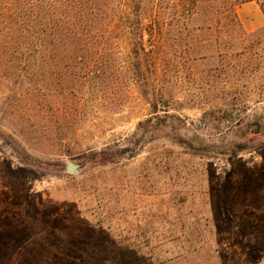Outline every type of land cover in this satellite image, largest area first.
<instances>
[{
	"label": "rangeland",
	"instance_id": "1",
	"mask_svg": "<svg viewBox=\"0 0 264 264\" xmlns=\"http://www.w3.org/2000/svg\"><path fill=\"white\" fill-rule=\"evenodd\" d=\"M261 1L113 0L21 53L0 0V264H264Z\"/></svg>",
	"mask_w": 264,
	"mask_h": 264
},
{
	"label": "trees",
	"instance_id": "2",
	"mask_svg": "<svg viewBox=\"0 0 264 264\" xmlns=\"http://www.w3.org/2000/svg\"><path fill=\"white\" fill-rule=\"evenodd\" d=\"M138 1L136 16L141 18L142 0ZM199 1L188 0L179 11L190 18L196 15ZM238 5L239 3L228 5V21L224 31L241 38L246 32L236 9ZM260 5L264 11V0ZM112 6L113 0H18L15 22L17 49L21 53L79 49L83 44L86 45L83 39L103 33L97 20L110 18ZM217 12L219 9H216ZM154 15L157 16L158 13L155 12ZM104 33L111 31L104 30ZM73 40H77L75 46ZM141 40V34L140 37L137 35L129 47V51L135 56L140 55L145 48Z\"/></svg>",
	"mask_w": 264,
	"mask_h": 264
},
{
	"label": "water",
	"instance_id": "3",
	"mask_svg": "<svg viewBox=\"0 0 264 264\" xmlns=\"http://www.w3.org/2000/svg\"><path fill=\"white\" fill-rule=\"evenodd\" d=\"M68 168H69L70 171H75V169H76V165H75L74 163L70 162V163L68 164Z\"/></svg>",
	"mask_w": 264,
	"mask_h": 264
}]
</instances>
